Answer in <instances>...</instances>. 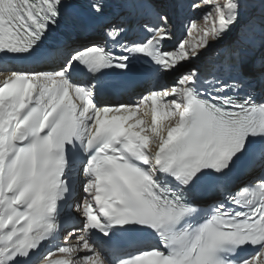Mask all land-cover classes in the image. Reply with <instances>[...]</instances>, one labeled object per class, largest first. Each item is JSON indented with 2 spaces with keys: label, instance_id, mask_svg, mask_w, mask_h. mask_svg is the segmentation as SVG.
<instances>
[{
  "label": "snow or ice",
  "instance_id": "6c2138e0",
  "mask_svg": "<svg viewBox=\"0 0 264 264\" xmlns=\"http://www.w3.org/2000/svg\"><path fill=\"white\" fill-rule=\"evenodd\" d=\"M0 65V264H264V0H0Z\"/></svg>",
  "mask_w": 264,
  "mask_h": 264
},
{
  "label": "rangeland",
  "instance_id": "374dc122",
  "mask_svg": "<svg viewBox=\"0 0 264 264\" xmlns=\"http://www.w3.org/2000/svg\"><path fill=\"white\" fill-rule=\"evenodd\" d=\"M197 16H199V13H196ZM198 23H203V20H198ZM184 36L189 39V41L194 40L198 36V32L196 30H193L191 35L184 34Z\"/></svg>",
  "mask_w": 264,
  "mask_h": 264
},
{
  "label": "bare ground",
  "instance_id": "6f19581e",
  "mask_svg": "<svg viewBox=\"0 0 264 264\" xmlns=\"http://www.w3.org/2000/svg\"><path fill=\"white\" fill-rule=\"evenodd\" d=\"M137 98H138V97H137ZM137 98H136V99H137ZM141 111L143 112L144 109L142 108ZM145 118L147 119V117H145ZM71 242H72V243H75V240H72Z\"/></svg>",
  "mask_w": 264,
  "mask_h": 264
}]
</instances>
